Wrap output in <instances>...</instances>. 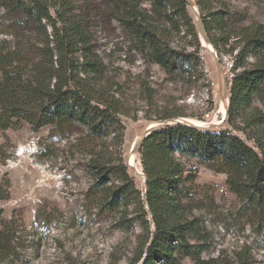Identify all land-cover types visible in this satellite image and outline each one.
Instances as JSON below:
<instances>
[{"label": "trees", "instance_id": "obj_1", "mask_svg": "<svg viewBox=\"0 0 264 264\" xmlns=\"http://www.w3.org/2000/svg\"><path fill=\"white\" fill-rule=\"evenodd\" d=\"M77 1L0 0V6L19 25V30L5 32L0 39V132L23 123L34 131L45 126L84 127L91 144L85 171L92 181L89 190L96 206L119 212L122 221H136L143 228L133 264H173L169 259L174 250L190 256L194 264H214V259L201 257L208 247L205 233L186 212L197 188V170L189 162L195 160L224 174L229 191L251 207L264 206V116L252 105V97L264 81V30L245 27L236 33L241 46L231 66L240 70L230 81V129L173 121L140 140L143 192L136 187L124 158L125 127L120 116L126 111L121 86L107 78L105 64L91 49ZM194 1L203 33L221 52L232 31L225 19L229 12L216 8L220 0ZM103 2L108 16L136 42V49L167 75L200 76L196 58L200 43L187 10L188 0ZM180 35L190 38L192 50L173 46ZM248 56L255 59L250 67L245 65ZM177 111L175 102L165 104L155 119L192 116ZM234 130L254 142L257 150ZM8 155L7 145L0 143V164H5ZM8 187L7 183L0 185V199L8 197ZM14 239L15 228L0 216V264L17 259ZM235 264H247V260L238 255Z\"/></svg>", "mask_w": 264, "mask_h": 264}, {"label": "rangeland", "instance_id": "obj_2", "mask_svg": "<svg viewBox=\"0 0 264 264\" xmlns=\"http://www.w3.org/2000/svg\"><path fill=\"white\" fill-rule=\"evenodd\" d=\"M220 1L216 8L229 12L225 19L228 30H232L221 52L208 40L203 42L195 1L187 5L200 43L196 56L200 76L196 79L185 73L169 76L140 53L131 35L108 16L103 0L76 2L88 28L91 49L105 64L107 78L121 86L126 111L120 116L125 127L124 158H130L133 167L127 164L128 170L140 190L143 178L134 172L137 165L141 167L137 149L149 128L163 122L155 119L160 106L175 102L177 112L192 115L180 120L204 123L203 128L230 129L226 112L230 81L240 70L231 66L241 46L236 33L245 27L264 30V0ZM10 30H19L18 22L0 6V39ZM189 42V37L180 35L173 46L192 50ZM228 49L232 52L224 51ZM254 62L250 56L245 58L248 67ZM222 97L226 100L225 110ZM252 105L264 116V81L253 95ZM234 133L257 150L241 131ZM2 142L9 155L5 164H0V185H9V195L0 199V216L15 228L17 259L12 264L134 263L143 228L136 221H122L119 212H106L96 206L89 190L92 181L85 171L91 144L84 127L70 124L34 131L23 123L17 129L0 132ZM19 143L23 156H16ZM189 164L196 167L197 188L186 212L204 230L208 247L201 257L214 259V264H235L241 255L247 264H264V206L251 207L230 192L224 174L195 160ZM171 256L173 264H194L190 256L177 250Z\"/></svg>", "mask_w": 264, "mask_h": 264}, {"label": "bare ground", "instance_id": "obj_3", "mask_svg": "<svg viewBox=\"0 0 264 264\" xmlns=\"http://www.w3.org/2000/svg\"><path fill=\"white\" fill-rule=\"evenodd\" d=\"M192 0H190V2H191ZM196 8V6L194 7V9ZM197 9V8H196ZM200 35H201V31H200ZM201 38H202V40H203V42H206L207 41V39H206V36H205V34L202 32V35H201ZM227 103H229V100H227ZM226 105V100H225V98L224 97H222L221 98V106H222V108L225 110V106ZM227 112V111H226ZM182 121H185V122H189V124H197V125H199V126H204V125H206V124H204V123H198L197 121H192L191 119H181ZM153 126H155V124L153 125ZM16 154H18V155H16V156H23V155H25V152L23 151V146H22V144L21 143H19L18 145H17V153ZM137 167L138 168H136L135 170H134V172H136V171H142V169H141V167L140 166H138L137 165ZM138 176H140L141 178H143V175H138ZM142 185H143V182H142Z\"/></svg>", "mask_w": 264, "mask_h": 264}, {"label": "water", "instance_id": "obj_4", "mask_svg": "<svg viewBox=\"0 0 264 264\" xmlns=\"http://www.w3.org/2000/svg\"><path fill=\"white\" fill-rule=\"evenodd\" d=\"M189 1H190V0H189ZM198 26H199L200 31L203 32V31H202V28H201V20H200V18H198ZM227 108H228V104H227ZM171 121L184 122V121H182V120H180V119H176V120H167V121H165V122L163 121V122H161L160 124H157V125H155V126L150 127L149 130H148V132L144 135V137H145L149 132H151L154 128H157V127L161 126V124H167V123H169V122H171ZM185 123H187V122H185ZM188 124H189V123H188ZM191 125L198 126V127H202V126H199V125H197V124H191ZM138 149H139V147H138ZM138 149H137V150H138ZM126 163L133 167V165L130 163V158H127ZM134 169H135V168H134ZM135 174H137V175H143V181H142V182H143V189H142V191L145 192V190H146V184H145V177H144L143 171H140V172H139V171H136ZM140 189H141V188H140Z\"/></svg>", "mask_w": 264, "mask_h": 264}]
</instances>
